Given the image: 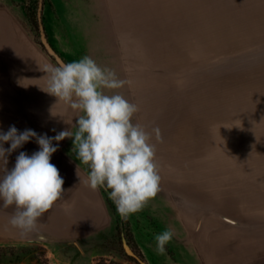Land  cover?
Instances as JSON below:
<instances>
[{"label": "rangeland", "instance_id": "1", "mask_svg": "<svg viewBox=\"0 0 264 264\" xmlns=\"http://www.w3.org/2000/svg\"><path fill=\"white\" fill-rule=\"evenodd\" d=\"M84 56L126 81L105 92L138 105L133 123L160 129V191L121 218L66 137L50 158L64 192L38 228L0 207V264H264V0H0V130L75 131L44 70Z\"/></svg>", "mask_w": 264, "mask_h": 264}, {"label": "clouds", "instance_id": "2", "mask_svg": "<svg viewBox=\"0 0 264 264\" xmlns=\"http://www.w3.org/2000/svg\"><path fill=\"white\" fill-rule=\"evenodd\" d=\"M44 72V91L77 113L72 126L75 131L68 128L49 137L31 129L21 132L14 125L6 132L0 130V207L13 208L10 224L25 233L35 231L43 214L61 198L64 179L50 158L66 137L73 138L76 159L89 169L83 181L86 186L93 191L109 189L123 219L141 211L160 191L156 145L152 142L153 135L162 141L160 129L148 131L133 123L138 105L121 94L105 92L122 88L126 81L90 56L46 66ZM32 139L39 150L31 155L19 152L9 169L8 157ZM5 144L10 147L5 148ZM173 235L169 229L155 236L159 253L165 251Z\"/></svg>", "mask_w": 264, "mask_h": 264}, {"label": "water", "instance_id": "3", "mask_svg": "<svg viewBox=\"0 0 264 264\" xmlns=\"http://www.w3.org/2000/svg\"><path fill=\"white\" fill-rule=\"evenodd\" d=\"M41 33H42V39H43V43L44 45L48 48V49H52V45L50 44L48 37L46 35V31H45V27L44 24L41 22ZM124 247L125 249L130 252L131 254L135 255L134 251L131 249L130 245L125 241L124 242ZM141 264H148L146 261H144L141 258H138Z\"/></svg>", "mask_w": 264, "mask_h": 264}]
</instances>
